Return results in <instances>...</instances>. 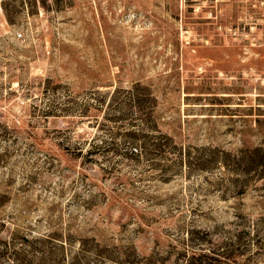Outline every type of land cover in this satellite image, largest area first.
<instances>
[{"label": "rangeland", "instance_id": "rangeland-1", "mask_svg": "<svg viewBox=\"0 0 264 264\" xmlns=\"http://www.w3.org/2000/svg\"><path fill=\"white\" fill-rule=\"evenodd\" d=\"M0 264H264V0H0Z\"/></svg>", "mask_w": 264, "mask_h": 264}, {"label": "trees", "instance_id": "trees-1", "mask_svg": "<svg viewBox=\"0 0 264 264\" xmlns=\"http://www.w3.org/2000/svg\"><path fill=\"white\" fill-rule=\"evenodd\" d=\"M144 91V93H143ZM146 91V92H145ZM48 92L46 91V89L44 90V93ZM54 93L52 91H49V96L52 97ZM119 100V99H118ZM115 100L113 102V106H111V111L113 113V116L111 119H109L110 121L114 122V121H119L121 120L120 115H122L121 110L122 108H130V109H135L138 112L140 110H142V113H144V117L141 120L140 123H142V126H144L141 129H137L134 128V125L129 123V126L133 127L131 130L127 131L125 133L126 136H128L130 139L132 140H138V135L139 133H141V131H143L144 129H148L149 127L146 125L147 121L149 122L152 119V111L154 108V98L152 97L151 93H149V91H147V89L140 87L139 85H134L126 94V96L123 97L122 100H120L118 103H116ZM112 101V97L109 100L108 104ZM96 103L99 104L100 101H95ZM91 104L93 103H89L88 101H86V103H84L82 105L81 108L76 109L77 107H67V109H58L57 107H54V110L57 109L56 112L62 113V114H72V115H76L78 117H82L85 116V112H87V109H89L91 107ZM76 111H75V110ZM48 112V111H47ZM136 112H131L130 116L134 115ZM116 114V115H115ZM138 119L137 117H135V119H131L133 122L134 120ZM143 137V136H142ZM156 150L158 148H155Z\"/></svg>", "mask_w": 264, "mask_h": 264}]
</instances>
